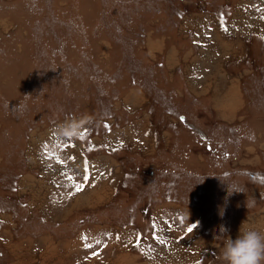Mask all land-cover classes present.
I'll return each instance as SVG.
<instances>
[{"label":"rangeland","instance_id":"374dc122","mask_svg":"<svg viewBox=\"0 0 264 264\" xmlns=\"http://www.w3.org/2000/svg\"><path fill=\"white\" fill-rule=\"evenodd\" d=\"M262 17L264 0H0V264H222V227L264 233ZM69 117L88 121L75 140L55 134ZM103 173L111 193L75 203Z\"/></svg>","mask_w":264,"mask_h":264},{"label":"clouds","instance_id":"9594fccd","mask_svg":"<svg viewBox=\"0 0 264 264\" xmlns=\"http://www.w3.org/2000/svg\"><path fill=\"white\" fill-rule=\"evenodd\" d=\"M87 122L86 118L69 117L56 127L55 134L60 138L75 140L79 138ZM233 193H243V191L235 185L227 186V194L230 196ZM243 225L244 222L234 239L226 235L227 229L221 228L220 236L224 237L220 253L222 264H264V233L254 228H245Z\"/></svg>","mask_w":264,"mask_h":264},{"label":"crops","instance_id":"0c3cea01","mask_svg":"<svg viewBox=\"0 0 264 264\" xmlns=\"http://www.w3.org/2000/svg\"><path fill=\"white\" fill-rule=\"evenodd\" d=\"M262 34V33H261ZM263 36H264V33H263ZM262 43H264V40H260ZM225 45L228 47V44L225 43ZM228 54H225V57L226 59H229V56H227ZM217 57V55L215 56ZM217 61V60H216ZM218 62V61H217ZM218 65V64H217ZM264 67V66H263ZM219 69H220V64H219ZM217 72V71H216ZM216 72H213V73H216ZM231 93L232 94H237L235 88H234V85L231 86ZM242 96V95H241ZM146 134V132L144 133ZM91 172L94 173V170H89V173L90 176H91ZM103 175V179H99L97 178V181L99 180V182L97 183L96 186H94V188H91L89 190L85 189L84 188L86 187V185L83 187V189L78 193V194H75L74 196V202L77 203V199H80L82 200V203H83V200L81 197H78V196H85V194H89V191H94V194H110L111 193V182L109 177H107L105 175V173L102 174ZM109 180V181H108ZM31 194H34V192L32 191ZM32 198V197H31ZM33 200V199H32ZM34 201V200H33ZM87 202V201H86ZM78 204V203H77ZM162 208V207H161ZM182 220H184V216L182 218ZM255 227V226H254ZM263 229L261 228L260 232H262ZM93 234V233H92ZM91 238V237H90ZM90 238H85L84 240H81L78 242L79 246H77V250H80V252H82L83 254L84 253H91V252H94V248L97 247V249L101 250V251H106L105 249H108V245L110 243V245L112 244V239L110 234H99V239H100V243H90L89 242H85L86 239H90ZM53 245V244H51ZM50 244H48V249H47V253L48 255L46 256L47 258L46 259H49L51 260L52 258L56 259V256L54 254V250H52V246ZM105 248V249H104ZM38 249V248H37ZM39 250V249H38ZM96 250V249H95ZM97 251V250H96ZM72 253V250H70V254ZM82 256V255H81ZM61 257V256H60ZM66 263V262H65Z\"/></svg>","mask_w":264,"mask_h":264},{"label":"bare ground","instance_id":"6f19581e","mask_svg":"<svg viewBox=\"0 0 264 264\" xmlns=\"http://www.w3.org/2000/svg\"><path fill=\"white\" fill-rule=\"evenodd\" d=\"M75 159H77V158H75ZM180 231H178V233H179ZM177 233V234H178ZM176 234V235H177ZM173 236V235H172ZM171 237V236H170ZM185 238V237H184ZM170 239H172V238H170ZM181 239V238H180ZM189 240H186L184 243H186V245L184 244V247H185V249H186V247H187V249H188V251L190 250V249H194V246H195V243H193V244H190L189 243V245L191 246L192 245V247H190V249L188 248V242L190 241V238H188ZM182 241V240H181ZM176 242V241H175ZM170 243V242H169ZM71 244V243H70ZM167 244H168V242H167ZM167 246V245H166ZM67 248H70V247H68L67 246ZM181 248V247H180ZM176 249V248H175ZM182 250V249H181ZM180 250V251H181ZM184 250V249H183ZM67 251H69V249L67 250ZM122 252V251H121ZM119 255V258H121V257H125V256H127L126 254L125 255H120V254H118ZM187 256V255H186ZM158 258V257H157ZM157 263V262H156ZM182 264V263H181Z\"/></svg>","mask_w":264,"mask_h":264},{"label":"snow or ice","instance_id":"6c2138e0","mask_svg":"<svg viewBox=\"0 0 264 264\" xmlns=\"http://www.w3.org/2000/svg\"><path fill=\"white\" fill-rule=\"evenodd\" d=\"M262 18H264V17H262ZM262 39H264V37H262ZM81 138H83V136H81ZM81 189L78 187L77 188V191H80ZM189 231H191V229H189ZM161 243H163V241H161Z\"/></svg>","mask_w":264,"mask_h":264}]
</instances>
